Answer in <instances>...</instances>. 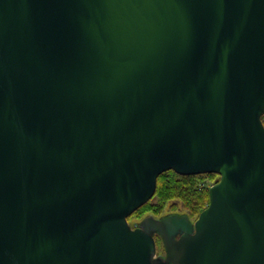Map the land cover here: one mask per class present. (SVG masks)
<instances>
[{
	"label": "water",
	"instance_id": "water-1",
	"mask_svg": "<svg viewBox=\"0 0 264 264\" xmlns=\"http://www.w3.org/2000/svg\"><path fill=\"white\" fill-rule=\"evenodd\" d=\"M263 116L264 0H0V264H264Z\"/></svg>",
	"mask_w": 264,
	"mask_h": 264
},
{
	"label": "trees",
	"instance_id": "trees-1",
	"mask_svg": "<svg viewBox=\"0 0 264 264\" xmlns=\"http://www.w3.org/2000/svg\"><path fill=\"white\" fill-rule=\"evenodd\" d=\"M262 119L264 121V116ZM202 176L216 178L218 174L181 175L174 170L162 173L158 177L157 189L154 196L128 219L133 216L140 217L148 212H152L155 215L160 214L172 201L181 203V206L185 210L182 214H186L190 218L199 215L209 204V189H199V178Z\"/></svg>",
	"mask_w": 264,
	"mask_h": 264
},
{
	"label": "rangeland",
	"instance_id": "rangeland-1",
	"mask_svg": "<svg viewBox=\"0 0 264 264\" xmlns=\"http://www.w3.org/2000/svg\"><path fill=\"white\" fill-rule=\"evenodd\" d=\"M199 179H200L199 189L204 188V190H206V189H210V187L216 183V181L219 179V175L216 178L202 176ZM164 210L160 214H156V215L152 212H148L146 214H143L140 217L133 216L129 219V222L133 226L136 223L140 222L143 218L149 215H153L154 217L160 218L162 215L166 216L172 213L182 214L185 212L184 208L181 206V203L178 201L177 202L172 201L165 207ZM198 216L199 215L192 216L190 219L192 221H195L198 218ZM155 239H156V245H157V254H165V249H164V245H163L161 237L159 235H155Z\"/></svg>",
	"mask_w": 264,
	"mask_h": 264
}]
</instances>
